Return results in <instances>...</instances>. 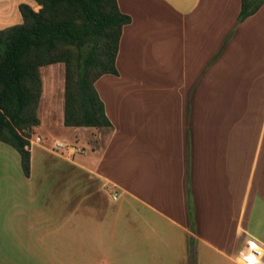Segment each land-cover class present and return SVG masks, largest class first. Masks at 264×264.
Wrapping results in <instances>:
<instances>
[{
	"label": "crops",
	"instance_id": "obj_1",
	"mask_svg": "<svg viewBox=\"0 0 264 264\" xmlns=\"http://www.w3.org/2000/svg\"><path fill=\"white\" fill-rule=\"evenodd\" d=\"M20 3L39 9V5L30 0H0V29L22 21L18 9ZM117 3L119 9L130 16V22L122 28L115 58L118 73L103 74L95 81L111 125L87 127L90 136L86 140V155L79 154L81 152L63 155L52 152L40 140L31 145L30 170L26 175L20 166L18 152L0 141V264H244L240 251L248 239L264 245V162L258 171L257 182L253 184L264 146V112L261 134L252 145L247 192L239 200L237 162L241 146L234 137L237 136L238 121L233 123L232 135L223 139L215 136L209 145H206L207 136H191L192 151L190 149L188 155L187 135L190 130L185 127L183 109L193 79L200 75L214 54L217 55L210 74L204 71L197 85L203 99L207 92H213L217 106L231 109L233 116L239 104L264 108L261 87L253 89L251 95L249 92L245 97L241 94L245 92L236 90L238 102L234 106L219 102L215 82L219 69L216 64L227 46H223L226 36H231L240 26L261 22L264 1L255 13L241 22L237 21L241 0H117ZM160 7L170 20L173 19V27L181 28L182 41L187 40L182 27L193 28L203 21L217 24L218 29L211 28L209 34L213 36L206 37L203 65L191 68L188 77L173 90L171 136H166L165 147L161 148H158L159 136H150V140L156 142V150H153V145L149 148L142 146L140 136L127 134L126 129L131 125L123 126L121 121H117V116L112 117L106 105L111 98L107 91L102 93L100 83L110 82L117 97L139 91L138 87L129 91L123 89L127 84L144 82L139 78L136 80V74L132 75L133 80L127 79L122 64L123 54L133 40L141 45L144 40L152 41L149 40V31L161 25L153 17V11L159 12ZM114 83L124 87L117 88ZM254 93L258 100L252 96ZM150 99L149 104H154L155 100ZM59 117L66 134L71 133L70 129L78 128L63 125V106ZM129 121L126 120L127 123ZM55 139L64 140L57 137L52 140ZM64 141L74 144L68 138ZM33 146L42 150L37 157L31 153ZM163 151L169 155L176 185L173 213L155 207L160 197L156 193L159 190L157 186L155 192L148 184L143 185L145 190L139 188L143 183L138 178L143 176L145 164L142 158L138 159V153L139 157L142 152L153 157L151 165L149 160L147 162V176L150 178L159 152ZM45 157L58 161L36 164ZM115 189L121 190L122 194H131L135 201L150 207L154 215L152 222L156 223L147 226L152 228H144L143 225L149 214L145 217L136 208L127 212L126 205L129 204L121 200V193L116 191L117 198H112L111 192ZM140 191H145L142 197ZM7 196L14 198L13 206H9ZM2 197L7 198L11 212H3ZM4 216V222L11 221L7 229H2L6 225L1 222ZM149 232L155 238L150 237ZM167 235L169 239L165 238ZM261 264H264V257Z\"/></svg>",
	"mask_w": 264,
	"mask_h": 264
},
{
	"label": "rangeland",
	"instance_id": "obj_2",
	"mask_svg": "<svg viewBox=\"0 0 264 264\" xmlns=\"http://www.w3.org/2000/svg\"><path fill=\"white\" fill-rule=\"evenodd\" d=\"M30 2L35 4L33 0H30ZM158 10L159 12L156 9L153 11V17L155 16V19L161 25H157L149 31V40L152 39V41L148 42L144 40V44L141 45L138 41L135 42L133 40L127 45L123 54L122 64L124 70H127V73L124 71L127 79L133 80V76L136 74V80L139 78L144 82L136 81L134 84L125 85L126 87L114 83L117 88L124 87V91L137 87L139 91L134 93L126 92L117 97L114 87L110 82L104 81L100 83L102 93L106 94L107 91L109 98H111L110 102L106 105H108V110L111 112L112 117L116 118L117 116V121L119 123L121 121L123 126L131 125L129 129H126L127 134L129 136H140L142 146L149 148L150 145H153V150H156V142L150 140V136H159L158 148L165 147L166 136H171L169 126L172 124L171 96L173 90L181 84V81H184L188 77L191 68L203 65L206 37L209 39L210 36H213V34H209L211 28L217 27L218 29L217 24L211 25L210 23L200 21L193 28H190V26L182 27V31L185 29V38L187 39L186 41H182L179 32L181 28L173 27V19L170 20L167 17L163 8L160 7ZM262 19H260L262 20L261 22L255 21L240 26L231 36L227 35L225 38L223 46H227L218 58L216 68L219 69L215 78L216 87L220 95L219 102L221 104H234L235 106L238 102L236 100L238 98L236 90L239 89L245 92V94L240 92L243 97L247 96L249 92L251 95L252 90L257 87H261L262 91H264V13ZM17 23H20V20L14 24ZM220 39L221 37L219 36L217 39L218 43ZM216 55L214 54L212 59L206 62L205 68L200 71V75H197L193 79L191 89L186 96L183 109L184 124L190 130V133L188 132L187 135V152L189 155V150L191 149L192 151V147L190 148L191 136H207L206 139L208 141L206 145H209V142H214L215 136H222L221 139H223L224 136L232 135L233 123L235 120L238 121L236 125L237 136L234 137L240 141L241 146L237 162L239 164L238 199L241 200L247 192V181L253 153L252 145H255L257 136L261 134L260 127L264 108L251 105L248 107L244 103L239 104L233 116L230 113L231 109H224L223 105H220L221 108L217 106V103L214 101L215 95L213 92H207L204 95L205 99H203V95L197 91L199 78L204 71L207 75L210 74ZM40 74L42 84L44 82V93L41 95L37 109L40 123L31 129L30 138L35 139L36 136H39L40 140L44 141L42 143L47 144V147L51 148L52 152L54 151L62 155L66 154V152L55 151L51 147V141H53L54 137L64 140L68 138V141L82 149L79 154L85 156L86 140L90 136L88 128L78 127L77 129H70L71 133L66 134L63 131L59 117L61 107L63 106L64 64L59 62L42 66ZM252 96L256 98L255 93ZM150 98L156 102L154 101V104H149ZM255 100L258 99L256 98ZM127 119L130 120V123L126 122ZM30 148L31 146H29ZM41 151L33 146L31 153L37 157V154ZM140 156L138 153V159L142 158L143 164H145L143 166L145 172L141 178H138L139 182L143 183H139L141 184L139 188L143 187L145 190L143 185L148 184L152 192L159 189L156 193L160 197L155 207L164 212L173 213L172 203L175 201L174 193L176 185L172 175L171 163H169V155L164 151L159 152L158 162L153 165L150 178L147 176V162L149 160L151 165L153 157L146 152L140 153ZM46 160L47 162L45 163L44 161ZM57 161L56 159L50 160L49 157H45L42 161L35 163L54 164ZM263 162L264 146L259 156L253 184L257 182L258 171ZM206 184L208 188L209 185L208 183ZM116 191L117 193H121V200L123 199L128 202L129 205H126L127 212L136 208L137 210H141L145 217L149 214L150 217H146L143 221L144 228L147 225L156 223L152 222L154 215L149 206L141 205L140 201H135L131 194H122V191L119 189L112 190L111 193ZM140 193V197H142L145 191H140ZM7 197L9 199V206H13L12 201L14 198L11 196ZM18 197L20 198L19 195ZM2 200L5 208L3 212H11L7 198L2 197ZM6 216L1 221L2 223H6L2 229H7L11 222L10 220L4 222ZM147 227L152 228V226ZM156 227L153 224V228L156 229ZM149 236L154 237L150 232ZM165 238L169 239L168 235Z\"/></svg>",
	"mask_w": 264,
	"mask_h": 264
},
{
	"label": "trees",
	"instance_id": "obj_3",
	"mask_svg": "<svg viewBox=\"0 0 264 264\" xmlns=\"http://www.w3.org/2000/svg\"><path fill=\"white\" fill-rule=\"evenodd\" d=\"M18 5L22 21L0 29V141L30 170V131L39 125L40 68L64 64L63 125L109 127L95 81L118 73L115 58L122 28L130 22L117 0H33ZM264 0H241L237 21Z\"/></svg>",
	"mask_w": 264,
	"mask_h": 264
},
{
	"label": "built area",
	"instance_id": "obj_4",
	"mask_svg": "<svg viewBox=\"0 0 264 264\" xmlns=\"http://www.w3.org/2000/svg\"><path fill=\"white\" fill-rule=\"evenodd\" d=\"M39 141H40L39 136L38 137L36 136L35 139L30 138L29 146ZM52 148L55 151L60 150L61 152H66V153H77L82 151V149L76 146L75 144H71L69 142L60 139H55L53 141ZM112 198L113 199L117 198L116 192L112 193ZM240 256L244 264H261L264 257V245L257 242L256 240L248 239L246 241L244 248L240 251Z\"/></svg>",
	"mask_w": 264,
	"mask_h": 264
}]
</instances>
